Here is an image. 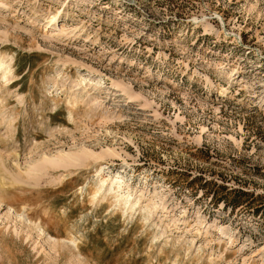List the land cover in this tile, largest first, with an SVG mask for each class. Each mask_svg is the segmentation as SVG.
<instances>
[{"label":"rangeland","instance_id":"rangeland-1","mask_svg":"<svg viewBox=\"0 0 264 264\" xmlns=\"http://www.w3.org/2000/svg\"><path fill=\"white\" fill-rule=\"evenodd\" d=\"M3 1L0 264H264V0Z\"/></svg>","mask_w":264,"mask_h":264},{"label":"bare ground","instance_id":"bare-ground-1","mask_svg":"<svg viewBox=\"0 0 264 264\" xmlns=\"http://www.w3.org/2000/svg\"><path fill=\"white\" fill-rule=\"evenodd\" d=\"M0 7L3 8V7H7V3L4 2L3 0H0ZM56 16H54L50 22L53 23V21H55V18ZM58 31V35H60V33H63V27L60 28L59 30H53V34L54 35H57L55 34L54 32ZM3 33V32H2ZM0 79L1 81H3L4 83H7L9 84L8 82H11L10 80H12L14 78V74L12 72V69L11 67L9 66L7 60H4V59H0ZM232 75V74H231ZM82 78V81L79 82V85H82L85 83L86 79L81 77ZM13 81V80H12ZM58 81H61L63 83V76L61 74H57L55 76H53L51 78V84L53 86H56L58 84ZM119 90L122 91V94L124 97H129L131 98V94L130 92L126 89V88H119ZM50 93V92H49ZM48 93V95H49ZM45 96V94H44ZM50 96V95H49ZM46 97V96H45ZM48 97V96H47ZM21 98V97H20ZM132 99V98H131ZM137 102V101H136ZM36 109V108H35ZM6 112V111H5ZM26 117H27V120H25L26 122L23 124V132L25 133V136H26V140L28 139V136L30 134V129L32 131V129H34V127L36 126H42L44 121L46 119H44V117H41V115L39 114V117L38 118V115L36 116H30L29 114L25 113ZM3 115V114H2ZM1 115V116H2ZM8 115V114H7ZM13 115V114H12ZM35 115V114H34ZM8 117V116H7ZM10 117V116H9ZM13 117V116H12ZM11 117V118H12ZM4 118V117H3ZM26 119V118H25ZM2 121V120H1ZM13 133V132H12ZM25 140V141H26ZM82 153H89L91 154L92 151L88 150L87 149H83L81 150ZM80 151V153H81ZM78 153H60L58 155V157H53V158H49V157H45L43 158L42 162H48L53 164L52 166H64V167H68L70 165H72L73 161L74 160H79V157H78ZM92 155V154H91ZM1 159V158H0ZM1 161V160H0ZM80 161V160H79ZM5 162V161H4ZM4 162H0V170L1 171H4L5 169V165H4ZM76 163V162H75ZM78 163V162H77ZM40 164V163H39ZM50 164V165H51ZM37 165V164H35ZM29 168H32V167H29ZM37 167H33V170H28V175L34 173L37 169H35ZM45 168V167H44ZM62 168V167H61ZM8 169V167H7ZM39 169V167H38ZM41 170V169H40ZM44 170V169H43ZM46 170V169H45ZM103 170V167L100 168V171ZM38 171V170H37ZM47 171V170H46ZM45 171V172H46ZM2 174V173H1ZM13 176V174H12ZM34 176V174H33ZM123 185H124V181L123 179L118 175V174H114L113 176H108V177H101L100 180H99V183L97 184V186L95 187L94 189V192H93V200H98L100 199L103 195H110L111 197H113L115 199V203H119L122 208V212H126V211H132V209H134L135 207L139 206L141 208H143V218L146 220V222L150 219V217L154 214V209L155 211H157V207L158 206H154L152 207L151 204H146L144 205L143 207L141 206L142 204L140 203V198L139 199H135L132 197L131 194L129 193H125V188H123ZM126 185V184H125ZM128 189L130 188V186L127 187ZM125 191V192H124ZM141 194H143L141 192ZM2 196H4V194H2ZM105 197V196H104ZM103 197V198H104ZM112 198V199H113ZM152 203V202H151ZM158 205V204H157ZM10 212V211H9ZM17 215V214H16ZM20 215V214H19ZM27 217V216H26ZM144 220V221H145ZM164 233V231H163ZM199 250V249H198ZM197 250V251H198ZM201 252V251H199ZM200 255V254H199Z\"/></svg>","mask_w":264,"mask_h":264}]
</instances>
